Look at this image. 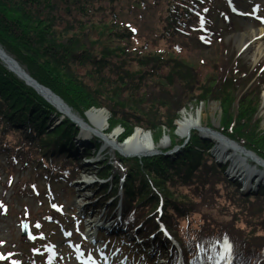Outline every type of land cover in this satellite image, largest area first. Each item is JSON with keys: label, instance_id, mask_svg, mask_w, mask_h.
I'll return each mask as SVG.
<instances>
[{"label": "trees", "instance_id": "trees-1", "mask_svg": "<svg viewBox=\"0 0 264 264\" xmlns=\"http://www.w3.org/2000/svg\"><path fill=\"white\" fill-rule=\"evenodd\" d=\"M221 28L233 29L226 0H0V46L35 81L75 111L105 108L113 121L118 114L122 116L117 122L124 128L140 126L141 118L152 122L155 100L160 101L158 112L163 109L167 116L160 117L164 123L146 127L152 131L171 126L174 115L170 113L178 97L186 98L180 100L178 108L195 98L197 90L201 96L215 90L217 98L224 96L222 102H226L229 91L250 83L252 75L246 77L238 60L227 58L223 51L217 55L221 64L199 58V66L194 68L184 62L182 56L193 54L191 45L201 52L215 44L223 47ZM211 64L214 71L199 79L198 69ZM176 83L183 86L180 95L163 93L162 88ZM149 89L156 97L145 101ZM244 96L238 100L235 118L227 116L222 121L221 134L264 160V137L255 134L257 103L255 98ZM52 112L40 97L0 67V171L9 176L19 166V171L29 173L27 179L19 178L15 184L20 195L34 197V191H40L39 180L48 189L66 190L77 173L78 167L64 150L70 138L65 130L72 125L68 121L47 133L45 117ZM244 121L248 125L251 121L252 126L241 125ZM57 142L64 145L59 147ZM191 148L183 150L172 169H155L162 163L157 156L132 161V168L112 173L109 193L121 191L122 224L133 229L140 225L139 232L145 237L156 234L158 240L154 218L161 203L162 221L177 240L187 264L212 263L211 258L218 256L226 242L230 248L225 260L264 264V192L250 196L238 193L217 166L207 159L201 166V158L192 159ZM144 178L147 187L136 184ZM191 187L188 194L181 193L182 188ZM148 188L151 195L145 192ZM205 195L210 198L201 207L218 211L225 220L216 222L194 210L196 203L188 196L201 203ZM41 211L44 218L58 222L55 212L46 207ZM164 243L170 246L168 241ZM208 246L212 247L209 255L204 254ZM173 254L175 259V250Z\"/></svg>", "mask_w": 264, "mask_h": 264}, {"label": "rangeland", "instance_id": "rangeland-1", "mask_svg": "<svg viewBox=\"0 0 264 264\" xmlns=\"http://www.w3.org/2000/svg\"><path fill=\"white\" fill-rule=\"evenodd\" d=\"M251 1H254V2L257 1V2L262 3L261 0H237L236 1L238 4V7L236 8V10L246 15V19L237 18L234 21L235 26H236L235 30L228 31L226 28H221L223 39H224L223 47L219 45L217 46L215 44L211 50H205L201 52L195 45L190 44L192 47L189 48V50H191V53L193 54L188 53V54H185V56H182L184 57V62L187 63L188 65L189 64L192 65L194 68L199 66V63H198L200 61L199 58H203L205 60L211 59L213 62H215V64L217 62L221 64L222 60H220L219 57H217L218 53L221 51H223L226 54L227 58L228 57L235 58L236 60H238L239 65L247 73L246 77L252 75V78L250 80V83L245 88L244 87L241 88L239 86V88L234 89L235 91H229L226 94L227 95L226 102H222V100L224 99V96L217 98L215 90L206 91L204 93L205 95L203 96H201L202 92H200V90H197L194 93L195 98H193L191 101L188 100L189 102L187 101V103H184L182 107L178 108L177 106L182 103L180 100L186 99V98L181 99L180 97H178L177 99L179 100L175 106V109L173 110L174 114L170 113L171 116L174 115L171 126L170 127H160V128L154 129L153 131L151 129L146 128V127H150L149 125L150 123L156 124L159 121L163 123L165 122L164 119L162 120L160 119V117L165 114V110L160 109L158 112L156 107L157 108L159 107L158 105L160 104V101H157V100L152 102L153 112L151 115L155 116V119L152 122L148 123L147 121H145L144 118H141L140 120L142 121V123H140V126H132L131 124H129L127 128H124L121 121L117 122V118L119 119L122 118L121 115L118 114L116 119L114 118V120L117 122L116 123L115 121L112 120V117L110 113L107 111V109L101 108V107L98 108V107L92 106L87 109H82V112H78V113L84 116V114H86V112H88L91 109H100V110L105 111V113L107 114V119H106L107 124L105 125L104 136L107 138V135L111 134V131L113 130H115V132L116 131L120 132L121 137L120 139H118V143L120 144H122L127 137L131 136L135 130L140 129L141 131L150 135L149 137L153 139V143L157 145V148L160 152L168 151L169 148H171V144H175V146L181 145L180 151L183 152V150L185 148H188L192 143L189 139L190 135L188 136L187 139H185V138H180V136L176 133L175 123L178 120H180L181 111L186 110V111H189L191 115H196V113L198 111L201 112L203 108L205 117L202 119V125L220 134L221 128H222V121L227 120V116H233V118H235L234 116L236 113L235 108L238 105V100L239 99L242 100L241 98L242 95L243 96L248 95V96H251V98H255L256 100L255 103H257V112H256V116L254 119L257 120L258 125L256 127L255 134L258 135L259 137L260 136L264 137V124L262 122L263 120L262 112H264V74H259L257 71L258 66L264 62V55H262V53L258 51L256 48L253 49V51H251L250 53H247L245 49H239L240 45H239V40L237 39V36L243 34L244 32H254L260 29L264 30V26H261V27L257 26L256 25L257 21L247 16V10L250 6L249 2ZM256 14L258 17L264 18V12L261 13V12L254 11V15ZM107 15H109V11H107ZM1 49L5 51L3 47ZM5 53L13 60V62L19 65V63L11 55H9L6 51ZM198 55H201V57ZM188 57H192V58H188ZM220 57H223V56H220ZM1 65L2 63H0V66ZM19 66L20 68L24 69L21 65ZM2 67L5 70V73L13 76V78L17 79V81L21 83V85L33 91L36 96L40 97L46 104L50 105L51 107V104L47 101V98H45V96H43L42 94L38 93L36 88H34L28 82L25 83L24 80H20L19 76L7 70L4 65ZM212 71H214L212 64L209 65L208 67H205L204 70L202 69V71H199L198 69L199 79L204 77V75L211 73ZM30 79L32 82H35L32 77ZM43 87L51 93L50 89L46 88L45 86ZM181 87L183 86L176 83V84L169 86L168 88H165V87L162 88V91L165 94H170L171 97H175L181 94L182 92ZM256 88H257L256 90L257 92L254 91L252 94H250L251 90L256 89ZM147 93L148 95H146V98H144L145 101H147L151 97H156L155 96L156 93L153 92L151 89H149ZM152 93L153 94L155 93V94L152 95ZM52 94L54 95V93ZM55 97H57L58 99H61L62 102H64L63 104H65L69 109H72L74 112H77L68 103H66L62 98H60L57 95ZM243 103L244 102H242V104ZM229 105L233 107L232 112H230L231 108L230 110L228 108ZM248 106L250 109V107H252V104L250 103ZM245 107L243 108L244 110H245ZM54 110L58 112L56 109ZM146 112L148 113V109ZM39 116H41V114ZM164 116H167V114H165ZM56 120L57 119H53L52 113L50 115H47V117H45L44 127L46 128L47 133L54 131L58 127V122H56ZM70 121L74 123L73 124L74 131L73 130H71V132L69 131L68 135L74 136L72 140L74 141V143L73 145H69L68 148L73 147V149L71 150L77 149V151L79 152L78 155L81 158L79 165L82 171L80 174L82 175H79L75 178V180L72 182L71 187L68 189L66 194L62 193V190L60 188L57 189L56 194L54 193L53 200L57 204H60L63 206L66 215L70 217L71 215H74L77 217L78 220L83 219L85 221L84 224L86 225V224H89V222H92V220L96 216H101V214L106 213L105 210L97 213L96 206L94 205L99 204L101 202L100 199L104 200V198H106V196L109 194V190H110L108 186L109 184L104 185V183H106L107 181L113 183V180H111L112 175L106 174L105 176H103L101 172L102 168L97 167L100 160L104 158L103 159L105 163L103 164L104 167L108 165L109 167H111V164L113 162L115 164L114 159L117 157L121 158L123 160L122 163L124 162L125 164L128 162H130L131 164L132 160L128 161V158L122 156L120 153L117 154V152L114 151L112 148L104 146L103 141L101 140L104 137H101V135H98V137L94 136L92 137V139L91 138L87 139L86 142L82 143L83 145L79 147L76 141H78L81 136V132H80L81 128L78 126L80 123L76 122L72 118L70 119ZM249 124L251 125V121L249 122ZM241 125L250 126L248 125V123H246V121L241 123ZM68 130L70 129H67L65 131L67 132ZM194 132H196V135L198 134V131H194ZM251 132L253 133L252 130ZM12 134L13 133H10L9 135L11 136ZM194 135L195 134L192 133V136ZM199 135L203 137L205 136L203 134H199ZM220 135L224 137V135L222 134ZM164 138H169L168 139L169 143L161 147L160 142ZM57 146L62 147V143H59V145ZM103 149L105 150L103 151V155H100V157L98 158V155L102 152ZM88 152L90 153V155L87 154ZM91 153H93L94 155H92ZM157 153L159 154V152ZM152 157L153 158L157 157V155L152 156ZM199 158H201L198 161L201 166L203 162H205L204 159H207L206 162H208L209 164H213L216 166V163H214V161L211 159L209 152L206 153L205 149H201L198 159ZM92 161L94 162L97 161V162L88 163ZM109 167H107L106 169L107 171ZM18 169L19 168H16L13 170V172L9 173L10 174L9 179H11V182H12L11 186L10 184H8V186L3 184V183H6L5 173L0 172V204L3 203L5 204V206H8V212L7 214H4L2 212V207L0 205V252L2 254L6 253L7 251H16L22 248L20 246V243L23 240V238L21 237V232H20V221L23 218L22 215L25 210L27 212H29L30 210L32 214L36 213L39 207V204L36 198H32V197L28 198L25 196H21L20 194H18L19 190L14 189L12 187L16 183L19 177H24L26 179L28 178L29 173L27 171L21 172ZM114 173L115 171H113V174ZM98 174H99V177L101 178L97 177ZM82 179L86 182H90L91 184L87 186L86 185L81 186ZM97 180L100 183H96ZM38 182H39L38 186L42 188L44 186V182L40 180ZM136 184L139 185L140 187L141 186L147 187L145 183V178L143 181L137 180ZM189 189H192V187L188 189L182 188L181 193L188 194ZM145 192L151 195L149 193L151 192L149 188L146 189ZM41 198H43L42 195L40 199ZM188 198L193 199L195 201L196 204H195L194 210L195 211L199 210V215L201 216L208 215L216 222L225 220V218L222 217L218 211L207 209L205 207H201V205H206L205 202H208V199L210 198L209 195H205L201 203L199 202V199L196 197L188 196ZM104 205H106V203H104ZM52 229L53 230L51 231L53 232L52 233L53 241H52L51 246L55 252L54 255L57 257L56 260L58 261V263L62 262L66 264H87V261H88L87 256L90 254L91 255L94 254L97 256L101 264H104V263L112 264L111 263L112 258L110 257V255L111 254L113 255L116 249H121L122 247H124L122 243L117 242V241L116 242L97 241L92 244H88V243L83 244V240H85L84 236H86L87 233L83 232L81 233L82 235H78L77 234L78 227L77 225L75 226L74 224L72 226L70 224L69 226H66L65 233H63V230H61L60 228H57L56 225H54ZM49 235L51 236L50 232H49ZM104 255L107 256V259L105 261L102 258Z\"/></svg>", "mask_w": 264, "mask_h": 264}, {"label": "bare ground", "instance_id": "bare-ground-1", "mask_svg": "<svg viewBox=\"0 0 264 264\" xmlns=\"http://www.w3.org/2000/svg\"><path fill=\"white\" fill-rule=\"evenodd\" d=\"M237 39L239 40V45H240L239 49H245L247 53H250L251 51H253V49L256 48L258 51L262 53V55H264L263 29L254 32H244L243 34L237 36ZM1 48H0V63H2V65L0 67L4 65L7 70L19 76L20 80H24L25 83L28 82L34 88H36L38 93L42 94L43 96H45V98H47V101L51 104V108L53 110L52 112L53 119H57L56 122H58V127L63 126L65 122L69 121V124L72 125L70 127L71 129L67 131V133H69V131L71 132V130L74 131V127H73L74 123L70 121L71 118L76 122L80 123L78 126L81 128L80 130L81 136L80 139L76 141L79 147H81V145H83L82 143H85L87 139L90 138L92 139V137L94 136L98 137V135H101V137H104L102 139L100 138L103 141L104 146L112 148L114 151L117 152V154L120 153L122 156L128 158V161L132 160V161L142 162L144 160H149L150 158H153L152 156L157 155L158 156L157 158H161L162 163L156 164L154 166L155 169L160 166H167V167L169 166L170 169H172L173 162H175L181 155H183V152L180 151L181 145L175 146V144H171V148H169L168 151L160 152L157 148V145L153 143V139L149 137L150 135L141 131L140 129L135 130L133 134L127 137L122 144L118 143V139H120L121 134L120 132L117 131L115 132V130L111 131V134H108L106 138L104 136L105 125L107 124L106 121L107 114L105 113V111L100 109H91L88 112H86V114H84L83 116L80 113L74 112L72 109H69L65 104H63L64 102H62L61 99L55 97L56 96L55 93L54 95L52 94L53 92L51 90L50 93L37 81L34 80L35 82H32L30 79L31 77L26 72V70L20 68L18 64L13 62V60ZM54 109H56L59 113L56 112ZM180 117H181L180 120H178L175 123L176 133L180 136V138H185V139H187L188 136L190 135L189 139L192 143L191 144L192 148L190 149V153L191 155H193L192 159L198 158L201 149H205L206 153L209 152V155L211 159L214 161V163L219 162L227 167L228 172H226V175H230L234 179H236V181L238 180L241 182L242 185L240 184V182H234L237 189L245 190L248 192L250 191L249 189L254 188V183L251 184L253 181L255 183L259 182L258 184L259 187L260 185L264 187V163L260 158V156L250 151L246 152L245 150L240 148V146L237 145L236 141L226 137H222L221 135H219V133L204 127L202 125V119L205 117L203 108L202 111L201 112L198 111L196 115H191L189 111L183 110L181 111ZM262 117H263L262 122L264 124V112H262ZM194 131H198V134L196 135V132ZM192 133H194L195 135L192 136ZM199 134H203L205 136L203 137ZM73 138L74 136H70L68 142H66L68 146L73 145L74 143V141H72ZM168 139L169 138H164L160 142L161 143L160 146L163 147L167 145L169 143ZM56 145H59V143L57 142ZM104 149L98 155V158L100 157V155H103V151H105ZM157 152H159V154ZM87 154L90 155L89 152ZM91 154L94 155L93 153ZM103 159L100 160L99 164L97 165V167L102 168L101 171L103 175L106 174L112 175L113 171L122 172L126 169L132 168L130 162L126 164L124 162L122 163L123 160L119 157L114 159L115 164L113 162L111 164V167H109V165L104 167L103 164L105 163ZM96 162L92 161L88 163H96ZM107 167H109L108 171L106 170ZM133 171L137 172L136 169H134ZM142 171L144 172L145 169L142 168ZM97 177L99 178V174L97 175ZM111 180H113L112 176H111ZM96 183H100V182H98L97 180ZM90 184H91L90 182L83 181L81 183V186L84 185L87 186ZM105 184H111V182L107 181L106 183H104V185ZM109 187L112 188V186ZM162 215L163 213H158L156 217Z\"/></svg>", "mask_w": 264, "mask_h": 264}, {"label": "snow or ice", "instance_id": "snow-or-ice-1", "mask_svg": "<svg viewBox=\"0 0 264 264\" xmlns=\"http://www.w3.org/2000/svg\"><path fill=\"white\" fill-rule=\"evenodd\" d=\"M133 31H135V30L133 29ZM37 226L39 227V225H37ZM226 248H230V245H228L227 242H226Z\"/></svg>", "mask_w": 264, "mask_h": 264}, {"label": "water", "instance_id": "water-1", "mask_svg": "<svg viewBox=\"0 0 264 264\" xmlns=\"http://www.w3.org/2000/svg\"><path fill=\"white\" fill-rule=\"evenodd\" d=\"M24 232H25V228H24Z\"/></svg>", "mask_w": 264, "mask_h": 264}]
</instances>
